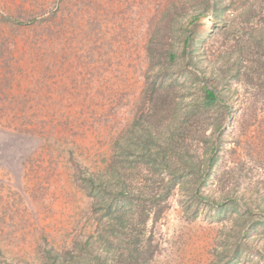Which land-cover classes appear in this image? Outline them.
Segmentation results:
<instances>
[{
    "label": "rangeland",
    "instance_id": "374dc122",
    "mask_svg": "<svg viewBox=\"0 0 264 264\" xmlns=\"http://www.w3.org/2000/svg\"><path fill=\"white\" fill-rule=\"evenodd\" d=\"M263 19L264 0H0V264H264ZM159 44L175 53V103L195 102V71L226 106L182 121L170 98L151 100L149 64L166 60L147 50ZM138 122L160 143L180 123L201 169L213 153L196 185L209 200L185 190L187 171L161 197V180L134 170L130 187L150 194L117 237L84 178L110 168ZM212 201L238 209L217 219Z\"/></svg>",
    "mask_w": 264,
    "mask_h": 264
},
{
    "label": "trees",
    "instance_id": "16d2710c",
    "mask_svg": "<svg viewBox=\"0 0 264 264\" xmlns=\"http://www.w3.org/2000/svg\"><path fill=\"white\" fill-rule=\"evenodd\" d=\"M257 30L261 31L262 29L259 28ZM210 32H213V30ZM254 32H257L256 29H254ZM194 34H187L185 47H187V44L191 45V43H193L191 39H194ZM158 43L159 41L157 45ZM253 44L259 47V42L256 39L253 41ZM147 51L148 56L151 58L159 57L165 58L166 60L165 65L154 66L153 64H149L148 69L154 71L153 78L147 85L149 97L151 100H153L154 96L161 97V102L170 98L171 101L174 102L173 96L178 92L177 82L175 78L169 74L168 69L175 61V53L171 48L164 50L161 44H159L157 50L148 48ZM241 52H243L242 49L239 50L240 57L242 56ZM151 58L150 60H152ZM262 64H264V62H262ZM237 74L238 73H235L233 77H237ZM185 77H188L187 72L185 73ZM189 79L198 85L195 102L187 103L184 106L180 104V102H174V105L170 102L169 112H171L175 119H177L176 112L181 113L183 116L182 121H187L197 114H205L209 109L222 104L220 92L215 85L204 82L203 76H200L195 71L190 72ZM156 80H159V82L156 83ZM152 106L155 109L157 108V104H152ZM220 106L226 105L222 104ZM155 109H153V113ZM164 109L165 107L159 109L161 115ZM137 124L140 127L139 122ZM179 124L176 122H169L167 124V136L163 143H160V138L153 129L154 124L146 123L142 125L140 129H130L123 141L121 139L119 141V138L114 141V146L116 145L117 150L115 151L114 158L112 159L113 163L110 165V168H107L104 173H100L99 171L90 172L87 174V177L84 178L85 188L88 195L92 197V206L94 210L99 212L98 217L102 216L110 221H115L116 224L110 225L108 230L113 234L116 233L117 237H122V235L125 234L128 224L127 213L132 211L134 206L138 207L139 201H141V194H150V191L142 188L136 193L130 187V179H132V175H134V170L138 171L143 168L152 173V175L155 176V180H161L160 184L163 189V192L159 195L161 197L168 196L175 185H182L184 183L183 172L187 171L186 175L189 176V180L187 181L188 185L185 186V190L187 192L189 191L191 197L196 201L209 200L206 198L207 196L198 194L200 186L198 187L196 185L200 183V185L203 186L207 183V179L210 176L211 168L216 158L213 153L207 158L203 156L200 162L203 165L205 164V168L201 169L198 162L192 159L190 147L183 142L182 134L184 132ZM204 141L207 142L206 139H204ZM218 144V141L215 140L209 146H206L207 148L204 147L203 151L205 152L206 149L208 151L209 148L214 151L218 147ZM171 158H174V161H171ZM161 170H165L167 173L168 177L165 180L166 182L158 177V172ZM214 203L215 202L212 201L210 206L213 208L215 207V214L213 217L217 219H222L228 210L238 209L235 201H230L225 204ZM192 216H196V212ZM260 222L261 221L256 223ZM100 239H102V236ZM104 246L108 247L111 246V244L107 240ZM239 247H241V245H239ZM239 252L238 250L237 255L240 254Z\"/></svg>",
    "mask_w": 264,
    "mask_h": 264
}]
</instances>
